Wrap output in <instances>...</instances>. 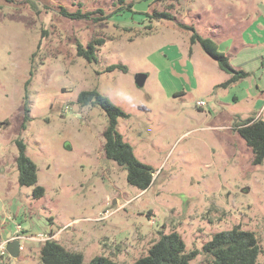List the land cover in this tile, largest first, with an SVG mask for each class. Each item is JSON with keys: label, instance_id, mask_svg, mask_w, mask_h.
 Wrapping results in <instances>:
<instances>
[{"label": "rangeland", "instance_id": "rangeland-1", "mask_svg": "<svg viewBox=\"0 0 264 264\" xmlns=\"http://www.w3.org/2000/svg\"><path fill=\"white\" fill-rule=\"evenodd\" d=\"M61 7L104 18L73 19ZM182 24L214 39L249 75L222 86L229 74ZM99 37L97 60L78 54ZM138 73L147 74L142 86ZM91 88L128 114L118 129L155 168L148 188L130 184L127 169L105 155L106 112L77 102ZM249 117L264 119V0H0L3 239L20 224L22 235L55 233L85 261L105 255L132 264L177 230L188 251L198 250L191 263L210 264L204 244L242 225L256 233L264 264V162L254 163L236 130ZM18 137L38 165L42 197L19 183ZM20 241V254L0 261L43 264L44 240Z\"/></svg>", "mask_w": 264, "mask_h": 264}, {"label": "trees", "instance_id": "trees-1", "mask_svg": "<svg viewBox=\"0 0 264 264\" xmlns=\"http://www.w3.org/2000/svg\"><path fill=\"white\" fill-rule=\"evenodd\" d=\"M118 1L123 4L126 0ZM132 4L133 2L128 7ZM93 13V11H83L81 8L73 12L66 7H61V14L73 19L94 18L95 20H101L104 18L93 17ZM153 16L170 20L175 19V16L169 11H154ZM182 26L192 30L191 42L199 43L203 50L217 61L220 69L229 74L228 79L221 84L222 86L238 82L249 75V72L231 63L229 55L219 50L214 39L200 35L193 26L184 24ZM104 42L105 39L99 37L92 39L86 47L79 44L78 54L89 61L97 60V45ZM116 68L127 70V66L124 64H112L107 67L108 70ZM77 102L82 106L98 105L106 112L108 124L103 133L105 155L127 169V180L130 184L140 190L148 188L153 182L155 168L136 156L132 144L125 140L118 129L119 118L128 117V114L100 92L98 88L80 91ZM29 119L30 107L28 93L26 92L23 128H26ZM236 130L252 148L254 163H263L264 119L249 117ZM16 143L19 149L16 160L19 183L33 186V196L35 198L44 196L45 187L38 183V165L27 155V145L21 137L16 139ZM203 250L211 256L210 264H259V257L262 254V248L256 233L243 228L242 225H235L231 229L216 232L204 244ZM197 254L198 250H187L186 243L177 230H171L168 233H162L159 239L150 247L149 253L139 257L132 264H192L191 261ZM40 259L43 264H122L105 255H97L89 261H85L81 251L71 250L55 238L47 239L42 243ZM0 264L9 263L2 259Z\"/></svg>", "mask_w": 264, "mask_h": 264}, {"label": "built area", "instance_id": "built-area-1", "mask_svg": "<svg viewBox=\"0 0 264 264\" xmlns=\"http://www.w3.org/2000/svg\"><path fill=\"white\" fill-rule=\"evenodd\" d=\"M205 104L203 100L199 102V105ZM22 226L20 224L17 225V230L14 234H11L8 238L3 239L0 237V256L3 257L4 255L8 254V251L6 249V245L10 240L13 239H29L33 241H41V240H47L50 238H55V233H40V234H31V235H22L21 234Z\"/></svg>", "mask_w": 264, "mask_h": 264}, {"label": "water", "instance_id": "water-1", "mask_svg": "<svg viewBox=\"0 0 264 264\" xmlns=\"http://www.w3.org/2000/svg\"><path fill=\"white\" fill-rule=\"evenodd\" d=\"M146 78H147L146 73H138L136 75V83L139 86H142L144 85ZM20 248H21V241L19 239L10 240L6 245V249L11 257H17L20 253Z\"/></svg>", "mask_w": 264, "mask_h": 264}, {"label": "crops", "instance_id": "crops-1", "mask_svg": "<svg viewBox=\"0 0 264 264\" xmlns=\"http://www.w3.org/2000/svg\"><path fill=\"white\" fill-rule=\"evenodd\" d=\"M227 53V52H226ZM229 56H230V58H231V53L230 52H228L227 53ZM237 66V65H236ZM12 233L11 232H7V236H9V235H11ZM0 237H2V235H1V230H0ZM20 251H21V248H20ZM20 254V253H19Z\"/></svg>", "mask_w": 264, "mask_h": 264}]
</instances>
